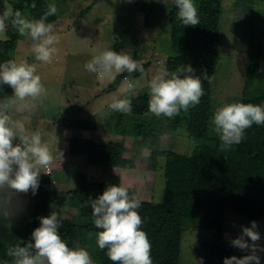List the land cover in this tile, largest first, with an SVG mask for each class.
I'll list each match as a JSON object with an SVG mask.
<instances>
[{
  "label": "trees",
  "instance_id": "16d2710c",
  "mask_svg": "<svg viewBox=\"0 0 264 264\" xmlns=\"http://www.w3.org/2000/svg\"><path fill=\"white\" fill-rule=\"evenodd\" d=\"M13 9H19L28 18H39L46 10L49 0H0ZM199 10L200 24L184 26L171 7L168 12L169 52L164 67L175 70L179 64H191L196 75L201 76L204 95L200 103L181 111L168 119L155 117L151 121L136 120L132 135L147 148L146 159L149 171L155 172L161 152V137L184 131L197 145L189 155L175 152L164 153V194L160 203L141 201L139 213L144 220L143 230L151 241L153 264H179L181 241L184 229L192 223L203 229L215 231L217 238L222 234L225 213L230 212L246 219L258 221L264 216V126H253L246 130V138L228 151L220 148L219 139H209L213 130L210 117L214 112L212 82L219 65L220 19L223 0H195ZM138 11L148 24L155 13V5L149 0L138 2ZM90 8L85 12H89ZM57 16V15H56ZM56 16L48 18L53 23ZM160 14H157V18ZM7 39L0 40V62L14 59L20 35L9 28ZM263 49L251 32L248 38L247 65L241 102L262 105L264 102V77L260 73ZM143 73L124 72L118 75L105 92H115L126 78L138 79ZM12 89L4 85L0 96H11ZM147 95L132 99L133 117H143L148 112ZM59 125L64 129L93 132L95 125L91 117L85 119H64ZM68 153L72 157H84L89 166L108 168H130L131 160L124 158L119 142L96 144L90 140L72 138L68 143ZM107 182H91L82 173L73 176V187L54 189L49 175H40V187L35 196L28 192L27 209L19 217L0 222V259L7 256V249L30 238L32 230L39 226L38 217L49 215V207L73 206L77 209L81 222L63 220L61 237L69 246L79 244L92 248L91 256L95 264H113L96 244V229L92 223L91 208L85 206L89 197L95 198L103 192ZM132 194V191L129 189ZM228 237L216 242L208 250V264H222L223 259L239 253L231 246Z\"/></svg>",
  "mask_w": 264,
  "mask_h": 264
},
{
  "label": "rangeland",
  "instance_id": "374dc122",
  "mask_svg": "<svg viewBox=\"0 0 264 264\" xmlns=\"http://www.w3.org/2000/svg\"><path fill=\"white\" fill-rule=\"evenodd\" d=\"M139 1L55 0L59 11L53 24L61 42L57 46V53L48 63L34 61L33 41L30 37L20 36L14 59L17 62L27 60L29 63H37V72L46 88V94L17 101L14 118L27 117L29 130L40 132L43 141L49 144L54 160L49 167L40 169V175H49L54 189L73 187L74 174L82 173L91 182L119 184L130 189L140 201L157 203V200L162 201L164 194V153L189 155L197 145L181 130L173 135L162 136L160 150L163 154L158 158L156 171H149L146 161L149 151L141 147L140 140L132 135V131L136 120L148 122L156 116L147 113L135 118L130 113L116 112L109 106L114 96L125 95L123 88L127 80L136 84L135 95L130 96L131 99L139 95L148 96L147 84L164 67L169 52V0H149L155 5V13L148 24H145L144 15L138 11ZM8 8L9 4L5 1L0 3V12ZM89 8V12L83 13ZM157 14H160L159 18ZM251 32L256 35L263 49L260 73L264 77V0H223L220 58L211 88L214 111L225 104L241 102ZM0 40L6 39L0 37ZM104 48L128 54L141 64H147L146 72L138 79H124L115 92H105L122 73H114L113 79L112 76L102 77L90 73L84 67ZM261 106H264V102ZM87 117L93 119V132L66 130L59 125L64 119ZM208 137L219 139L214 130ZM72 138L90 140L96 144L119 142L124 158L131 160L133 166H89L84 157L69 155L68 143ZM28 202V193H13L10 219L19 217V213L27 209ZM52 211L58 212L62 220L81 222L73 206H50L49 214ZM250 222L226 212L220 238H217L215 231L192 223L183 232L179 264H194L192 257L203 258L204 264H208L209 248L228 237H238L241 227L250 226ZM256 222V230L261 234V240L257 243L264 246V216ZM87 250L91 255L93 249ZM245 254L239 250L234 256ZM260 255L264 264V253Z\"/></svg>",
  "mask_w": 264,
  "mask_h": 264
},
{
  "label": "clouds",
  "instance_id": "9594fccd",
  "mask_svg": "<svg viewBox=\"0 0 264 264\" xmlns=\"http://www.w3.org/2000/svg\"><path fill=\"white\" fill-rule=\"evenodd\" d=\"M131 3L132 0H124ZM178 20L184 26L200 24L199 10L195 0H169ZM36 7L35 0L31 4ZM55 0L48 3L39 18H28L19 9L11 6L0 12V37L7 39L9 28L21 37L33 41L34 61L51 62L58 51L60 37L55 32L50 16L58 14ZM90 73L112 76L119 73H143V65L128 54L104 48L84 65ZM191 64H179L175 70L160 69L147 84L148 112L151 115L171 119L181 111H188L200 103L205 94L201 76L195 74ZM8 85L11 96H0V222L10 225V205L13 193H28L35 196L40 187L41 168L49 167L54 160L49 144L44 142L40 132L29 130L27 117L14 118L17 101L37 98L46 94V88L37 72V63L15 59L0 62V91ZM136 84L127 80L123 88L124 96H114L110 108L120 113L132 112V99ZM210 123L219 138L223 151L233 149L246 138V130L253 124L264 126V106L252 103L232 102L217 107L210 117ZM145 151H148L145 148ZM161 200H157L160 203ZM91 208L92 223L96 229V244L106 250L113 264H153L151 241L143 230V218L139 213L141 201L119 184H110L95 198L85 202ZM39 226L34 228L27 241L7 249L11 264H94L85 247L78 243L69 246L60 235L63 224L58 212L52 211L45 217H38ZM257 222L241 227L238 237L231 239V246L247 254L223 259L222 264H262L261 253L264 246L257 243L261 234L256 230ZM247 238V239H245ZM194 264H204L203 258L194 259ZM0 264H9L0 259Z\"/></svg>",
  "mask_w": 264,
  "mask_h": 264
},
{
  "label": "crops",
  "instance_id": "0c3cea01",
  "mask_svg": "<svg viewBox=\"0 0 264 264\" xmlns=\"http://www.w3.org/2000/svg\"><path fill=\"white\" fill-rule=\"evenodd\" d=\"M19 41V40H18Z\"/></svg>",
  "mask_w": 264,
  "mask_h": 264
}]
</instances>
